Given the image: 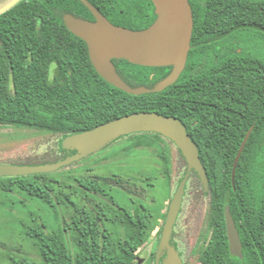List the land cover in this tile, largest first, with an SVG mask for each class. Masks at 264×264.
Wrapping results in <instances>:
<instances>
[{"label": "trees", "instance_id": "1", "mask_svg": "<svg viewBox=\"0 0 264 264\" xmlns=\"http://www.w3.org/2000/svg\"><path fill=\"white\" fill-rule=\"evenodd\" d=\"M87 1L113 24L129 29H143L156 17L151 0ZM189 3L193 30L185 68L162 91L139 95L103 79L86 43L50 6L42 8L39 26L21 16L20 4L2 12L0 126L30 127L60 139L134 112L177 117L198 146L208 177L204 189L192 171L184 192L195 206L186 264H264V0ZM69 12L94 20L82 0H74ZM112 61L132 87H153L172 68ZM251 126L233 189L232 164ZM119 139L125 143L113 155L138 159L137 172H99L101 162H91L90 154L52 172L0 176V222L17 225L19 232L9 235L25 240L38 256H27L23 264H129L155 231L160 234L158 222H164L166 211L154 207L149 187L156 175L165 179L170 200L177 157L173 144L153 132ZM59 150L7 163H50L64 158ZM118 192L147 204L131 211L116 200ZM226 202L242 257L229 252ZM16 256L7 259L15 262ZM152 257L144 264H151Z\"/></svg>", "mask_w": 264, "mask_h": 264}, {"label": "water", "instance_id": "2", "mask_svg": "<svg viewBox=\"0 0 264 264\" xmlns=\"http://www.w3.org/2000/svg\"><path fill=\"white\" fill-rule=\"evenodd\" d=\"M16 1L11 0L3 5L0 13L9 9ZM83 1L93 14L94 20L66 14L64 23L68 30L86 43L89 60L103 79L134 95L162 91L178 79L186 64L193 30V14L189 0H151L156 17L143 29L115 25L89 1ZM113 59H125L132 64L146 67L172 66V68L153 87L143 85L132 87L118 74ZM252 128L253 126L244 135L232 164L233 189L235 169ZM141 132L158 133L171 140L187 163L186 172L169 201L156 250L157 259L166 252L161 264H181L178 252L170 244V238L185 186L191 170L197 173L204 189L208 188V177L199 157L198 146L176 117L140 111L117 117L93 128L79 129L66 135L61 143L66 149L76 150L74 154L44 164L0 162V176L52 172L100 150L119 137ZM224 219L229 252L233 256L242 257V243L228 202L224 205ZM139 260L140 258L136 257L129 264H137Z\"/></svg>", "mask_w": 264, "mask_h": 264}, {"label": "rangeland", "instance_id": "3", "mask_svg": "<svg viewBox=\"0 0 264 264\" xmlns=\"http://www.w3.org/2000/svg\"><path fill=\"white\" fill-rule=\"evenodd\" d=\"M65 138L61 137L60 139L56 136H44L40 134L36 129L30 127H13V126H0V162L7 163L8 160L22 161V157L26 156H35L43 155L45 152H52L56 154V151H60V147L64 150V157L70 156L76 152L74 149H66L61 146L62 140ZM125 143L122 139H115L114 141L107 144L105 147L101 148L97 152L92 153L89 156L90 161L94 162L96 159H99L101 165L98 164L97 171L102 173L116 172L119 173L122 171L137 172L139 170V160L136 159H118L117 156L113 154ZM175 152L177 154L175 168H174V183L171 190V196L173 195L177 185L179 184L178 179L183 175L187 168V163L178 152L177 148L173 145ZM139 154L140 152L137 151ZM112 155L114 157H112ZM60 156V155H59ZM108 156V159L103 161V158ZM93 157V158H92ZM62 158V157H60ZM93 160V161H92ZM103 161V162H102ZM92 164V163H90ZM154 177V176H153ZM154 186L149 187L150 197H153L154 207L163 208V211H166V207L169 204L167 199L168 193V182L156 175V180L153 181ZM116 194V200L133 211L134 207L140 206V204H147V202H142L140 199L134 198L133 202L130 199H127L125 196L118 192ZM171 199V198H170ZM194 212L195 206L186 201L185 195L183 196V201L177 216L176 220V231L177 233L182 232L183 236L187 239H191L194 230ZM159 226L161 228L163 222L159 221ZM19 232L17 225L7 222H0V264H23L26 262L24 258L28 256L38 260L34 249L28 246V243L23 239H15L11 237L10 233ZM159 236V232L155 231L147 243L138 248L136 251L139 253L140 257H146L150 251H153L156 246V242ZM15 239V240H14ZM20 244V245H19ZM188 246H191V243H188ZM184 250L183 245L181 246ZM176 250V249H175ZM178 252V250H176ZM25 253V254H24ZM8 254L18 255L15 257V262L7 259ZM164 254V253H163ZM26 255V256H25ZM179 255V254H178ZM162 256L157 259L156 263L161 264L163 258ZM164 257V256H163ZM28 259V258H27ZM31 260V259H30Z\"/></svg>", "mask_w": 264, "mask_h": 264}, {"label": "flooded vegetation", "instance_id": "4", "mask_svg": "<svg viewBox=\"0 0 264 264\" xmlns=\"http://www.w3.org/2000/svg\"><path fill=\"white\" fill-rule=\"evenodd\" d=\"M11 0H0V8L5 5L6 3L10 2ZM83 1V0H82ZM73 2L74 0H17L15 2V4H13L11 7L15 6L16 4H20V12H21V16L28 18L29 19V23L30 24H36L37 26H39L41 24V20H42V8L44 7V5L47 7L50 6L53 14L55 16H57V18H60L63 22H64V16L66 14H71L69 12L70 8H72L73 6ZM10 7V8H11ZM1 14V13H0ZM74 16V15H73ZM81 18V17H79ZM84 19V18H83ZM88 20V19H87ZM93 21V20H91ZM65 24V23H64ZM66 26V25H65ZM68 29V28H67ZM70 31V30H69ZM71 32V31H70ZM72 33V32H71ZM191 40H192V36H191ZM201 40V39H200ZM191 45V42H190ZM191 47V46H190ZM187 62V60H186ZM186 65V64H185ZM185 68V67H184ZM184 80H189V79H184ZM187 88V86H185ZM173 117V116H172ZM177 118V117H176ZM180 120V119H179ZM181 121V120H180ZM182 122V121H181ZM182 124L185 126V124L182 122ZM187 132L188 129L185 126ZM189 134V133H188ZM161 135V134H160ZM162 136V135H161ZM164 137V136H163ZM191 137V136H190ZM165 139H167L166 137H164ZM192 139V138H191ZM168 141H170L175 147L176 145L169 139H167ZM177 148V147H176ZM178 150V148H177ZM179 151V150H178ZM180 153V151H179ZM181 154V153H180ZM61 155V154H59ZM182 156V155H181ZM183 157V156H182ZM184 159V158H183ZM185 160V159H184ZM187 169V168H186ZM193 170H191L190 174L192 173ZM186 172V170H185ZM185 172L183 174H185ZM196 173V172H195ZM189 174V176H190ZM197 174V173H196ZM184 176V175H183ZM198 176V175H197ZM199 178V177H198ZM189 179V177H188ZM188 183V181H187ZM186 183V185H187ZM185 192H186V186H185ZM185 195V193H184ZM183 195V196H184ZM183 201V198H182ZM182 204V203H181ZM177 220V218H176ZM176 223V221H175ZM174 223L173 226V231L171 234V238H170V244L176 249L178 250V254L179 257L181 259V264H186V259H187V255H188V243L190 242L189 240L187 241V239L183 236L182 232L177 233L175 227L176 224ZM160 237V234L158 236V238ZM159 239H157L156 242V246L155 249L153 251H150L149 254L146 257H140V255H137V257L140 258L139 262H137V264H144L149 257H151L152 253H153V257L151 258V264H157V258H156V250H157V244H158ZM183 245L184 250H182L181 246ZM190 250V247H189ZM190 252V251H189ZM166 252H164V254L162 255L161 258H163V256H165Z\"/></svg>", "mask_w": 264, "mask_h": 264}]
</instances>
